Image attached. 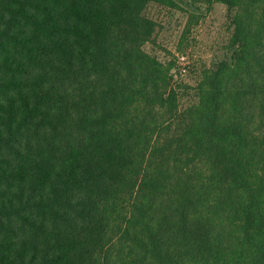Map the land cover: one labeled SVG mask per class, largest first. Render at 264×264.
<instances>
[{
	"label": "trees",
	"instance_id": "obj_1",
	"mask_svg": "<svg viewBox=\"0 0 264 264\" xmlns=\"http://www.w3.org/2000/svg\"><path fill=\"white\" fill-rule=\"evenodd\" d=\"M216 3L188 86L155 11ZM0 264H264V0H0Z\"/></svg>",
	"mask_w": 264,
	"mask_h": 264
},
{
	"label": "rangeland",
	"instance_id": "obj_2",
	"mask_svg": "<svg viewBox=\"0 0 264 264\" xmlns=\"http://www.w3.org/2000/svg\"><path fill=\"white\" fill-rule=\"evenodd\" d=\"M185 8V7H184ZM185 10V9H183ZM155 9L151 10L154 14ZM155 11L156 18L161 23L156 45H148V50L159 53L160 58H177L184 56V61H178L177 71L183 74L182 81L188 86H193L199 79L204 68H212L216 63L229 56L227 44L231 28L227 15V7L216 3L209 12L203 14L195 21L186 12ZM184 27H188L186 35L182 36ZM183 31V32H182ZM186 68L183 73L181 70ZM192 93V91H188ZM190 102L187 93L181 100L182 105Z\"/></svg>",
	"mask_w": 264,
	"mask_h": 264
},
{
	"label": "built area",
	"instance_id": "obj_3",
	"mask_svg": "<svg viewBox=\"0 0 264 264\" xmlns=\"http://www.w3.org/2000/svg\"><path fill=\"white\" fill-rule=\"evenodd\" d=\"M181 61H184V58H180ZM183 73L185 72L184 69L181 70Z\"/></svg>",
	"mask_w": 264,
	"mask_h": 264
}]
</instances>
